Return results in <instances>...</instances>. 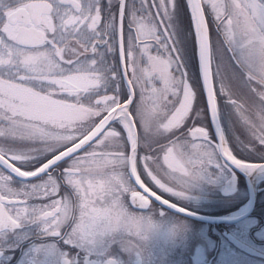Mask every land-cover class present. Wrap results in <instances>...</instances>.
<instances>
[{
    "label": "snow or ice",
    "instance_id": "1",
    "mask_svg": "<svg viewBox=\"0 0 264 264\" xmlns=\"http://www.w3.org/2000/svg\"><path fill=\"white\" fill-rule=\"evenodd\" d=\"M229 108L249 127L240 158ZM250 159L264 161V0H0V264H126L146 213L187 212L149 184L178 200L264 171Z\"/></svg>",
    "mask_w": 264,
    "mask_h": 264
},
{
    "label": "flooded vegetation",
    "instance_id": "2",
    "mask_svg": "<svg viewBox=\"0 0 264 264\" xmlns=\"http://www.w3.org/2000/svg\"><path fill=\"white\" fill-rule=\"evenodd\" d=\"M248 162L262 163L264 161H253L250 159ZM227 172H230L231 175L233 174L232 170ZM242 181L243 179L239 177V184L234 190H229L225 184L207 188L211 196L207 202L200 203L199 206H195V204L191 202L186 203L173 198L171 199L177 202L180 207L194 214L212 218H232L243 213L248 205L249 192L247 186L241 184ZM149 187L163 197L164 193L157 191L150 184ZM224 189L229 191L230 194H224ZM255 193L256 203L252 214L237 224L212 225L185 218L206 226L205 232L202 234L197 232L196 239H198L197 242L199 243L196 242L195 244V242H193L194 240L189 236L183 240L177 239L178 241L176 244L180 241H184L177 248L187 258L185 264H264V181L255 186ZM155 208L165 214V220L171 218V216H179L159 205H156L153 209ZM146 215H150V212L146 213ZM249 222H252L250 228L247 226ZM229 237L238 239L242 244L251 248L260 256H252L243 250H238L230 243ZM203 242H206V245ZM147 248L148 239L144 241V246L141 250L143 251L141 264L147 263V255L145 254ZM180 252H178V254ZM231 254H234L236 257H231Z\"/></svg>",
    "mask_w": 264,
    "mask_h": 264
},
{
    "label": "rangeland",
    "instance_id": "3",
    "mask_svg": "<svg viewBox=\"0 0 264 264\" xmlns=\"http://www.w3.org/2000/svg\"><path fill=\"white\" fill-rule=\"evenodd\" d=\"M104 1V0H103ZM107 1V0H106ZM234 99H237L239 103L244 105V114L247 115L253 122L256 121L254 105L258 102V98L255 97L252 93H250L247 89L240 87L239 85L234 86ZM219 98V97H218ZM221 108L224 109V101L220 98ZM227 111L231 112L232 115L230 117V133L232 134V141L236 143L237 149L241 153V145L237 143V140L247 143L250 139L249 127L246 125L241 117L236 114L231 108L227 109ZM227 124V121H225ZM209 123L208 130L210 132V122L206 121V124ZM196 126H204L197 124ZM251 147V145H249ZM253 161H259L254 160ZM161 164H163L162 154H161ZM165 168L167 167L164 165ZM230 172L224 173H215L211 178L204 179L187 190V196L182 199H178V201L183 202H191L194 203L195 206H199L200 203L207 202L210 198V192L207 188L211 186L224 185L225 182L230 178ZM157 191H160L154 184H150ZM162 193V192H161ZM224 194H230L226 189L223 190ZM167 193L163 194V197L166 199H170V201L174 202L171 198H169ZM173 199H176L173 197ZM164 213L157 208L153 209L150 212L151 220L153 223L152 230L147 234L148 236V248L145 254L146 264H185L187 258L178 250L177 247L181 245L184 241H180L178 244V240H183L186 237L192 238L196 244L197 240V232L202 234L205 232L206 226L200 223L192 222L188 219L179 217V216H171L165 220ZM164 217V218H163ZM248 228L252 226V222L247 224ZM204 229V230H202ZM204 237V236H203ZM178 239V240H177ZM199 243V242H197ZM206 245V242H203ZM178 252H180L178 254ZM143 257V251L133 252L127 255L126 264H141ZM231 257L235 258L234 254H231Z\"/></svg>",
    "mask_w": 264,
    "mask_h": 264
},
{
    "label": "water",
    "instance_id": "4",
    "mask_svg": "<svg viewBox=\"0 0 264 264\" xmlns=\"http://www.w3.org/2000/svg\"><path fill=\"white\" fill-rule=\"evenodd\" d=\"M211 129L213 132L214 131L213 127H211ZM262 163H264V162H262ZM233 172L234 173L232 174L230 179L226 182L227 188L230 190H234L237 187V184L239 181V176H241L245 180V184H246V186L248 188V192H249V201H248V205H247L245 211L243 213L235 216V217H232V218H212V217H206V216L194 214V213L189 212V211L180 212L174 208L162 206L159 204H157V205H159L162 208H164L168 211H171V212H173L179 216L191 219L193 221L201 222V223L212 224V225L213 224H215V225H234V224H237V223L245 220L246 218H248L252 214L254 207H255V203H256L255 186L258 183H260L261 181H264V171L257 170L255 172L249 173V172H246L244 170L235 169V170H233ZM152 199H154V198H152ZM229 241L238 250H243L247 254H250L252 256H257V255L260 256L254 250L245 246L238 239H236L234 237H229Z\"/></svg>",
    "mask_w": 264,
    "mask_h": 264
},
{
    "label": "trees",
    "instance_id": "5",
    "mask_svg": "<svg viewBox=\"0 0 264 264\" xmlns=\"http://www.w3.org/2000/svg\"><path fill=\"white\" fill-rule=\"evenodd\" d=\"M103 3H104V4H107V1L104 0ZM102 22H103V21H102ZM207 122H208V121H207ZM225 123H226V122H225ZM208 126H209V123H208ZM211 133H212V132H211V129H210V134H211ZM228 137H229V147L232 148L234 154L237 155L238 158H240L241 153H240L239 150L237 149L236 143H234V142L232 141V134L230 133V131H229V133H228ZM241 184H242V185H245L244 181H242Z\"/></svg>",
    "mask_w": 264,
    "mask_h": 264
}]
</instances>
